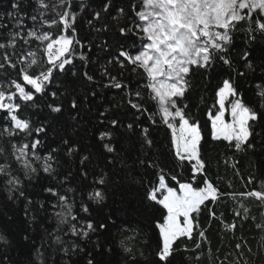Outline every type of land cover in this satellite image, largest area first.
<instances>
[{"label":"snow or ice","instance_id":"1","mask_svg":"<svg viewBox=\"0 0 264 264\" xmlns=\"http://www.w3.org/2000/svg\"><path fill=\"white\" fill-rule=\"evenodd\" d=\"M28 6L31 15L25 10V0H14L7 14L11 28L0 18V188L6 194L0 200V264H120L121 251L128 255L133 249L128 242L131 238L117 243L112 235L114 230L125 231L122 225L128 223L118 213L155 216V205L166 210L162 223L156 224L162 239L157 264H175L177 253L201 249L200 242L194 241V248H190L186 241L193 240L194 230L200 228L197 216L202 207H208L207 202L215 204L223 196H239L254 199L264 208V178L258 187L240 193L221 192L207 179L200 147L201 125L188 102L197 78L204 85L217 80L219 107L208 115L212 139L235 142L237 151L255 150L253 138L264 139V83L255 84L254 96L247 97L240 93L242 85L237 82H248L250 76L264 81V47L254 44L258 36L264 37V0H128L120 7H115L113 0H99L95 8L85 0L79 6L73 0H29ZM79 12L85 13L92 31L115 34L114 39L96 46L103 51L115 50L116 55L108 61L115 74L105 66L101 75L108 79L105 88L125 93L126 104L117 107L127 108L125 115L132 117L127 131L134 132L136 121L145 114L152 124L157 123V112L150 110L149 102L158 106L162 123L171 130V147L179 162L171 169L149 156L154 147L149 129L145 127L140 133L141 153L148 159L138 156L133 164L154 169L155 182L130 174L133 168L122 157L118 159L120 152L112 131L99 134L102 143L95 152L78 147V142L67 136L60 137L56 146L47 145L49 133L56 135L48 120L58 122L66 111L64 103L55 101L70 95L68 74L78 75L74 66H68L73 65V45L84 47L80 39H73ZM29 20L31 27L26 24ZM51 29L59 34L54 36ZM238 32L247 38L243 46L234 45ZM80 59L88 60L83 54ZM225 70L228 78H223ZM82 79L95 82L87 71ZM140 79L147 81L143 85L147 97L131 87L133 80ZM58 88L64 90H54ZM90 94L96 96L95 90ZM230 97L231 122H226ZM67 107L72 110L71 119L77 120L79 101L73 97ZM45 108L48 116L34 123L33 110ZM107 111L99 116L106 117ZM109 123L112 129L121 126L115 115ZM45 148L46 154L42 152ZM185 162L191 165L190 182H180L173 174ZM62 168L66 171L61 172ZM166 174L178 188L166 183ZM198 175L204 177L203 187L193 186ZM46 179L68 186L62 190L45 186ZM254 179L250 175L247 184L252 185ZM125 185L128 191L138 186L136 190L143 189L144 195L138 205L128 202L126 208L115 207L113 197L117 193L125 197ZM37 186L55 201H34L30 190ZM17 205H22V218L17 215ZM240 208L243 215L240 210L235 215L249 219L250 209L243 203ZM210 215L215 218V211L210 210ZM53 220L55 226L49 228ZM256 228L264 232V212ZM198 236L206 239L205 231L200 230ZM235 247L240 250L239 259L249 264L244 257H250L252 249L247 243ZM202 256L201 251L195 260ZM230 264H239V260Z\"/></svg>","mask_w":264,"mask_h":264},{"label":"trees","instance_id":"2","mask_svg":"<svg viewBox=\"0 0 264 264\" xmlns=\"http://www.w3.org/2000/svg\"><path fill=\"white\" fill-rule=\"evenodd\" d=\"M14 0H0V18H3L4 23L9 25V28L13 25L9 22L7 14L12 11L11 4ZM26 2V11L29 15L32 14V8L29 5V0ZM74 5L79 6L81 0H73ZM86 3H90L93 8L98 7L99 0H85ZM128 0H113L115 7L125 6ZM87 16L84 12H79L77 21V32L73 39H80L84 47L79 45H73V67L77 71L76 77L71 76L69 73L66 80L68 82V89L70 95L62 96L56 103H64L66 111L63 113V118L60 121L48 120V123L56 130L54 136L52 132L49 133L47 139L48 146H56L60 143V137L67 136L78 142L79 146L95 152L102 143L98 137L103 131H112L113 142L120 152V157L123 158L129 167L133 168L130 173L139 179L144 176L153 182L156 178L153 176L154 169H148L146 165L133 164L137 161V157L148 159L143 157L141 153V130L145 127L149 129L151 137L154 140V147L149 150V156L158 158L162 163L167 165L171 169L172 165L178 161L175 160L174 150L171 147V133L170 130L164 125L160 119L158 113V106L154 105V102H149V108L151 111H156L157 115L155 119L156 124H152L147 118V114L142 116L139 121H136V127L134 132H128L126 125L132 120L131 116L125 115L128 111L125 107H117V105H125L126 98L125 93L119 89L105 88L104 84L108 83L107 77L101 75L104 67L107 66L113 74L116 69L113 65H109L108 61L115 55V50L103 51L96 45L102 43L104 40L114 39V33H96L89 29L87 23ZM28 27L32 26V22L26 21ZM54 36L59 32L56 29H51ZM71 31V30H69ZM135 39V38H133ZM245 37L243 32H238L234 35V45L243 46L245 43ZM256 46L264 47V37H257L254 42ZM139 47V44H137ZM32 48L36 49L37 44L33 43ZM81 54L88 58L87 62L80 59ZM86 64V66H85ZM89 72L95 78V82L91 83L82 79L83 72ZM235 77V73H232ZM256 75H259L258 73ZM223 78H228L227 70ZM65 79V77H61ZM254 81V82H253ZM217 80H213L211 84L204 85L200 78H197L194 83L196 87L190 91L188 102L192 113L199 120L201 125V155L206 161L205 173L207 179L214 184L221 192L228 193H240L253 187H258L261 177V170L264 169V139L253 138L251 142L257 144L255 150L248 149L246 151H237L234 147V143L224 140H213L211 137L210 121L208 119L209 111L213 114L217 111L215 90ZM242 85L240 93L247 97L254 96L255 84L264 83L260 79H256L254 76L249 77L248 82H244L242 79L237 81ZM146 79L133 80L131 87L133 89L141 90L147 97V89L143 87L146 84ZM63 91V88L54 89ZM95 90L96 96H92L91 91ZM75 97L80 105V115L77 120H72L69 116V112L72 111L67 107L69 101ZM48 102H51V97L48 98ZM215 105V107H214ZM107 111L106 117H100L99 113ZM34 114L32 119L34 123H39L48 116V110L37 109L33 110ZM118 116L121 121V126L116 129H112L109 123V118L112 116ZM103 120V123H101ZM259 130V129H257ZM47 148L42 149V152L46 154ZM235 165V167H233ZM191 165L184 163L183 167H176L173 172L177 175L180 182L191 181ZM61 172L66 169H60ZM237 172L239 174H237ZM252 175L254 183L248 185L247 181L249 176ZM63 179V176L60 177ZM203 176H197L194 187H203ZM166 183L169 186H175L178 188L176 181L171 179L170 175L166 174ZM45 186H54L58 190H62V187L57 183V180L46 179L43 181ZM138 186L133 185L132 191H128V186L125 185L126 196L122 197L120 193H117L113 199L117 202L114 206L118 208H126L128 202H132L134 205H138L140 199L144 195V190L139 189ZM34 201H40L47 199L54 202L55 197H51L48 193L41 191V188L37 186L30 190ZM5 193L0 188V200H3ZM122 198L125 203L121 204ZM111 203V201H110ZM208 207H202L201 212L197 216L200 228L194 230L193 240L186 241V244L190 248H194V241L201 243V249L195 250L191 253L179 252L176 254L175 264H219L220 260H224L225 264L235 262L239 260V264H244V260L239 259L238 253L240 250L236 249V244L240 243L242 246L247 243V246L252 249L251 256H245L244 259L249 260V264H264V232H261L256 228V223L260 222L261 212H264V208L259 206V203L254 199H243L237 196L236 199L231 196L221 197L215 204L207 202ZM243 203L250 209L249 219L244 220L241 217L235 215L236 210H240L243 215V210L240 208V204ZM155 216L149 214L147 217L137 216L134 213L125 216L123 212L118 213L122 218L127 219L128 223L122 225V229L125 231H113V237L118 243L120 239L131 238L129 246L133 249L132 254L125 255L121 251V256L118 257L120 264H157L158 257L156 255L158 248L162 246L161 237L159 235V229L156 228L157 223H162L163 215H166V211L160 206L155 205ZM22 205L16 206V212L19 218H22ZM210 210L215 211L216 217L212 218ZM51 211V209H50ZM195 215V214H194ZM252 216L256 217V220L251 219ZM235 224L233 229L231 225ZM55 226V221L48 224L49 228ZM19 227V224L17 226ZM200 230L205 231L206 239L202 240L198 236ZM203 252V256L200 261L195 260V256ZM244 252H247V248H244ZM259 253V254H257ZM134 257V258H133Z\"/></svg>","mask_w":264,"mask_h":264},{"label":"rangeland","instance_id":"3","mask_svg":"<svg viewBox=\"0 0 264 264\" xmlns=\"http://www.w3.org/2000/svg\"><path fill=\"white\" fill-rule=\"evenodd\" d=\"M231 97L229 98V101L226 103V114H225V120L226 122H231V115H230V102H231ZM216 105H217V108L219 107L217 102H216ZM210 121V120H209ZM170 130V129H169ZM210 130L211 129V121H210ZM170 133H171V130H170ZM162 207V206H161ZM166 211V210H165ZM161 242H162V239H161Z\"/></svg>","mask_w":264,"mask_h":264}]
</instances>
